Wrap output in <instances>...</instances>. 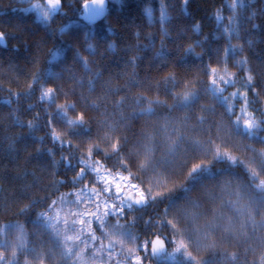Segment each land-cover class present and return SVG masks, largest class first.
<instances>
[{
	"label": "snow or ice",
	"instance_id": "obj_1",
	"mask_svg": "<svg viewBox=\"0 0 264 264\" xmlns=\"http://www.w3.org/2000/svg\"><path fill=\"white\" fill-rule=\"evenodd\" d=\"M62 4L63 0H46L45 5L23 11L35 9L48 21ZM250 7L245 0H231L227 17L217 9L215 20L226 46L214 50L217 66L202 63L193 78L174 68L164 74L173 61L161 40L154 56L160 78H141L137 55L125 62L130 71L119 74L125 80L120 85L118 78L114 82L112 77L105 79L102 70L93 71L88 57L77 49L72 59L85 75L66 69L71 87L58 83L65 79L63 73L45 69L33 73L23 91L10 93L6 103L17 105L9 112L12 122L33 135L46 129L43 136L34 137L40 144L36 151L47 153L52 168L63 164L74 175L67 182L53 180L48 199L32 195L27 203L20 201L17 216H31L37 209L33 231L19 220L9 221L7 229L0 230V264H155L151 258L162 255L173 264H264V104L256 107L264 96V75L257 88L250 60L243 55L245 45L251 48L255 41L244 39L240 28V13ZM84 9L87 19L94 21L104 13V0L99 5L92 0ZM159 11L167 38V6L161 3ZM145 12L152 21L153 9ZM256 15L253 11L245 19L253 22ZM258 27L252 23L253 29ZM193 31L200 32L201 25L195 24ZM242 39L243 44L232 43ZM5 42L0 32V43ZM204 46L205 41L197 39L178 59L202 60L196 49ZM108 48L116 51L114 43ZM96 51L86 43L89 56ZM230 64L247 73L246 78L230 72ZM230 87L235 90L228 92ZM36 91L37 103L24 111L41 110L25 122L20 100ZM250 92L255 93L251 98ZM206 98L213 103H202ZM218 108L222 111L214 119ZM137 121L138 132L133 131ZM49 140L51 147L46 146ZM9 146L14 147V141ZM65 183L74 191L50 199ZM30 192L31 185L22 186L23 196ZM42 204L47 207L39 210ZM159 205L163 211L143 221L148 231L137 232L138 217L128 216ZM0 210H9L6 201ZM205 253L213 259H205Z\"/></svg>",
	"mask_w": 264,
	"mask_h": 264
},
{
	"label": "trees",
	"instance_id": "obj_2",
	"mask_svg": "<svg viewBox=\"0 0 264 264\" xmlns=\"http://www.w3.org/2000/svg\"><path fill=\"white\" fill-rule=\"evenodd\" d=\"M86 1L89 0H63L62 7L52 14L50 20L45 21L35 9L28 12L23 9L35 4L45 5L46 0H0V32L6 36V42L0 43V207L5 201L9 205L7 212L0 210V227L8 226L9 221L19 220L31 233L33 231L31 220L35 218L37 209L33 210L31 216H17L15 213L18 207L22 206L20 201L27 203L32 195L38 200L48 199L53 180L67 182L74 175V172L63 164L58 168H52L51 159L47 153L36 151L40 144L34 137L43 136L46 129L33 135L29 133L26 126L21 128L15 125L9 117V112L17 106L15 103H6L10 93L23 91L28 83H32L33 73L44 72L45 69L49 74L63 73L65 79L58 83L66 89L71 87L66 69L74 70L80 76L85 75L72 59L74 51L78 49L82 55L88 57L93 71L102 70L105 79L112 77L114 82L118 78L120 85H123L125 80L119 74L126 70L130 71L125 68V62L137 55L141 57L137 69L140 77L160 78L155 67L157 62L154 56L155 52L160 50L161 40H164L169 58L173 61L164 74L174 68L180 75L193 78L200 71L202 63L217 66L214 50L223 49L226 46V40L220 37V29L215 20L217 9L224 12L226 0H189L187 6L184 5V0H109L105 18L94 25L85 24L80 19L82 5ZM161 3L167 6L170 18L163 25L169 31L167 38L163 36L162 25L159 22ZM246 3H251V7L240 13L241 33L244 39L251 37L255 44L251 48L245 45L243 55L250 60L249 67L256 77L257 88H259L261 75H264V14H262L264 0H246ZM149 7L153 9L152 21H149L145 12V9ZM253 11L257 13L253 22L259 25L255 29L252 28L253 22L245 19ZM38 15L41 18H38ZM197 23L201 25V31L198 33L193 31ZM86 36H91L92 39L86 41ZM149 37L154 41V47L151 46ZM197 39L205 41L203 48L196 49L198 53L203 54L202 60L195 56H186L183 60H179L182 50L189 44L195 43ZM244 39L232 40V43L243 44ZM86 43H92L96 47L95 55L89 56L85 52ZM111 43L116 46L115 52L108 48ZM138 45L141 49L139 51ZM49 52H53L54 55L49 56ZM221 57H223V51H221ZM62 61L66 62L62 63ZM229 70L245 78L247 76V73L240 72L238 67L231 64ZM48 79H51V76ZM240 83L236 87H240ZM234 90L230 87L228 92ZM135 91L136 89H133V92ZM39 94V91H36L31 98H21L20 116L23 121L32 119L35 112L41 110L37 107L35 111L32 109L24 111L28 104L37 103ZM254 95L255 93H249L250 98ZM12 99L15 101L16 97L12 96ZM59 102H64L63 97ZM202 103L213 102L210 98H206ZM261 104H264V96H261L260 103L256 104V107L259 108ZM109 107L111 108V105ZM220 111L222 109L218 108L214 119L219 118ZM236 113L240 114L239 105L236 106ZM89 115L94 116L95 113L89 112ZM140 123L135 122L133 131H139ZM13 141L14 147H10ZM46 146H52L50 140ZM66 154L67 151H65ZM60 158L57 147L56 159L60 160ZM23 185H31L28 196L22 195ZM73 191L72 185L65 183V186L60 187L59 192L50 196V199H57L61 193ZM45 207L47 204H42L39 210ZM163 207L159 205L156 208L146 209L142 214H131L128 220H132L135 215L138 217L135 230L140 233L147 232L148 229L145 228L143 221L149 216L155 217V213L162 212ZM140 238L143 239V235ZM166 249L171 251L167 245ZM163 258L166 257L162 255L151 259L155 264H159ZM145 264H150V261L145 260Z\"/></svg>",
	"mask_w": 264,
	"mask_h": 264
},
{
	"label": "rangeland",
	"instance_id": "obj_3",
	"mask_svg": "<svg viewBox=\"0 0 264 264\" xmlns=\"http://www.w3.org/2000/svg\"><path fill=\"white\" fill-rule=\"evenodd\" d=\"M230 2H231V0H226V1H225V8H224V12L222 13V15H223L224 17H227V16L230 14V12H229V10H228V8H227V5H228ZM250 2H252V1H250ZM245 3H246V0H245ZM38 18H41V17L38 15ZM222 23L226 25V24H227V21L224 20V21H222ZM47 86H52V85H47ZM7 227H8V226L0 227V230H6ZM105 243H107V241H105ZM116 251H117V252L120 251L119 246H117ZM203 255H204V258H205V259H208L209 261H211V260L213 259V258L211 257L210 254L205 253V254H203ZM159 264H173V262H172L170 259H168V258H163Z\"/></svg>",
	"mask_w": 264,
	"mask_h": 264
},
{
	"label": "water",
	"instance_id": "obj_4",
	"mask_svg": "<svg viewBox=\"0 0 264 264\" xmlns=\"http://www.w3.org/2000/svg\"><path fill=\"white\" fill-rule=\"evenodd\" d=\"M85 4H92V0L86 1L83 3L82 5V13L80 15V19L85 23V24H90V25H94L97 24L98 22H100L101 20H103L106 16L107 13V9H108V4H109V0H104V13L102 16L98 17L96 20L91 21L89 19H87L86 14H85V9H84V5ZM97 5H99V0H97Z\"/></svg>",
	"mask_w": 264,
	"mask_h": 264
}]
</instances>
